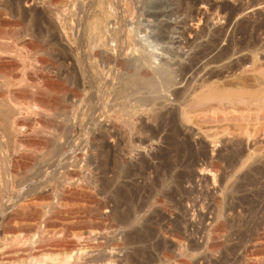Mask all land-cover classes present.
Returning <instances> with one entry per match:
<instances>
[{"label":"rangeland","instance_id":"rangeland-1","mask_svg":"<svg viewBox=\"0 0 264 264\" xmlns=\"http://www.w3.org/2000/svg\"><path fill=\"white\" fill-rule=\"evenodd\" d=\"M147 12H160L161 16L150 17ZM166 23L171 25V29L165 33V39L158 40L155 36L159 35V27ZM263 24L264 0H0V53L5 57L0 64L4 70L2 77L22 76L24 64L21 62L25 58H31L32 62H36H33L35 70L38 69L36 84L40 85L38 88H43L41 91L47 90L43 91L44 98L47 97L51 102L57 101L60 106H67L69 91H77L78 96H81L78 97L79 103L80 100L83 101V107L96 108L94 94L103 77L99 72L106 73V69L100 66L92 52L95 46L92 38L101 35L100 33L107 35V28L119 29L122 33L125 29L132 31L138 51L153 54V65L170 61L174 63L173 68L177 69L179 65L188 63L191 54L207 48L206 59H202L195 67L202 69L201 73L194 74L195 69L190 71L185 75L184 82H179V74L175 76L176 82L170 91L183 89L187 80L195 75L182 105L175 102L168 93L165 94L168 100H161L165 113L178 105V108L182 106L191 110L188 121L178 117L174 124L165 125L159 134L152 136L150 128L157 123L143 115L140 119L142 122H139L143 129L128 139L130 146L126 147L127 142L124 141V147H115L116 140L110 137L111 139H105V146L100 150L93 146V142L87 143L97 125H92L89 135L83 125L85 122L80 120L84 118L87 121V118L79 108L80 115H74L76 120L73 121L72 117L69 120V124L76 125L72 135L60 138L61 141H54L56 138L53 139L52 132L48 136L40 134L34 138L38 142L36 147L24 145L26 149L37 150L36 158L31 162L22 159L20 167L15 170L11 167L13 147L10 148L11 152L8 150L7 153L11 156L4 155L5 163L0 164V171L9 168L15 178L18 177L17 180L30 176L29 174L33 175V179L19 193L16 188L7 189L2 202L3 209L9 210L17 201L18 195H25L28 191L32 195L30 193L26 199L25 212L10 223L7 219H2L0 213V264H44L41 259L46 254L43 251L34 254L33 251L24 250L19 244L24 237H39L43 229L52 237L47 242L48 247L46 246L48 252L53 251L52 254L60 252L54 241L58 238L77 242L78 249L74 250V254L79 251V254L98 257L110 248L122 264H157L164 249L170 250L174 255H182L186 259L185 264H264V233L259 235L254 244H249L246 248L242 245L237 250H232L239 242V234L245 233L246 237L250 235L247 228L252 225L253 220H263L259 230L264 232ZM27 26L31 28L28 31ZM26 39L34 41L36 48L23 46L22 41ZM13 57L14 63L10 62ZM208 61L211 63L202 67ZM209 72L213 74L210 75ZM42 73L51 75L49 82L40 78ZM61 83L66 84L67 89L58 92ZM38 97L40 99L42 95L38 94ZM90 98L93 105H89ZM206 103L210 105L205 109ZM106 119L107 117L100 118V125H108ZM186 138L190 141L191 155L193 151L194 153L191 156L190 152L177 151L179 158L174 145H180ZM128 147L131 148L127 151ZM116 148L122 151L118 154ZM75 160L77 164L74 163ZM70 163L74 164L71 166ZM46 166L50 167L47 168L48 172ZM116 166L122 170L120 176H115ZM126 167H131L133 171L137 168L140 173L135 170L132 176L126 177ZM61 169L71 170V178L67 179ZM80 173L81 176L78 175ZM176 182H180V186ZM130 183H136L140 188L135 197L138 199L134 198V201L141 202L142 211L134 213L135 218L131 215L128 224L117 225L115 215L122 213L125 208L121 206L118 210L114 207V195L118 187H125ZM149 185L156 187L160 193V189H175L176 193L171 194L172 198L168 196V201L180 199V208L177 210L173 207L170 213L163 210L161 212V207L157 204L146 202L144 205V200L151 201L149 191L145 189ZM212 197L220 200L218 208ZM210 204L215 206L212 208ZM58 209L61 210L60 214H55ZM179 211L187 221L185 228L189 238V243L185 241L184 244H187L180 248L176 239L164 236L159 231L163 221L172 219ZM144 225H151L150 229L153 231L146 240L126 243L121 248L114 246L116 239L119 241L123 238L122 241L128 242L127 239L137 235V229L139 233H145V229H149ZM162 237L167 241L164 247L158 246L156 242ZM221 256H226V259Z\"/></svg>","mask_w":264,"mask_h":264},{"label":"bare ground","instance_id":"bare-ground-1","mask_svg":"<svg viewBox=\"0 0 264 264\" xmlns=\"http://www.w3.org/2000/svg\"><path fill=\"white\" fill-rule=\"evenodd\" d=\"M12 6H14V5H12ZM162 13H163V11H162ZM159 15L161 16L160 12H150V13H148V16H150V17L152 16L154 18H157ZM31 27H33V26H31ZM159 28H161V29H159L160 30L159 31V35L158 36L156 35L155 37H157L158 40L159 39H165L164 38L166 36L165 33L171 29V25L166 23V24H162V27H159ZM30 29L31 28L29 26L26 27L27 31L30 30ZM106 30H107V33H106L107 35L100 33L101 35H99V36H94L93 37L91 35L93 38L90 37V39L92 38V43L95 44V46L93 47L94 50L92 52H94L93 54H95L96 58L98 59L100 66L102 68L104 67V69H106V71H105L106 73H103V72L100 73L99 72V74L102 75L103 77L101 76L102 77L101 82H99L100 80L98 81L100 84L99 83L97 84L98 85L97 88H96L97 90L95 91L96 93L94 94L95 98L93 97L95 99V101H96L95 102L96 103V108H94V109L92 107H87V106L83 107L82 106L83 105V101H81V100H80V103H79L78 97L81 98V96H78V93H76L77 91H75V92L74 91L73 92L69 91L70 96L68 97L69 99L67 98L68 99L67 106H66V104H65V106H62L63 104L60 106L59 102H57V101L56 102H51V101L47 100V97L44 98L45 92H47V90L44 88L46 91L45 90L41 91V89H43V88L42 87H41V89L38 88L40 86V85L38 86V84H36V83H38V81H37V77H38V72L37 71H38V69L35 70V65L33 63L35 61L32 62L31 58H28L27 60H25L26 59L25 58L24 60H22L23 62H21V63L24 64V66H23L24 68L21 71V73H23V75L20 76V77H18V75L17 76H12L13 75L12 73H10L12 77H9V78L2 77V76H4V74L2 75V73H4V70H3V68L1 69V66H0V164L4 165V163H5L4 162V158L11 156V155H9V153H7V152L10 151L11 147H13L12 150H13L14 155H13L12 161H11L12 164L11 163L10 164H11V167L14 168L15 170H17L18 167H20L19 166L20 165L19 162H21L20 160L24 159V161L27 160L29 162L34 160V158H36L35 157L36 156L35 151H37V150H35V148L34 149H26V147L24 145H26V146L28 145L29 147L30 146L36 147L38 142H35V139L40 134L44 135V136H46V135L48 136V134H50L52 132L51 135L54 134L53 139L56 138L54 141H58L57 139L60 140V138H62V137L65 138V137H69V135H72V133H74V131L76 130V125L75 124H69L70 123L69 120L70 119L72 120V118H73V121L76 120V117L74 119V115L75 116H79L80 114H78V112H79L78 110H80V109L83 112L84 116H86V118H87L86 119L87 121H85L84 118H82L80 120H82L81 121L82 123H83V121L85 122V124L83 123V125L85 126V130L88 132L89 135L91 133L92 125H97L96 130L91 133V136L89 137V142H87V143L93 142L94 143L93 146H96V149H100V150L102 148H104V146H105V139L106 138H110V137L113 138L114 140H116V142H115L116 146L115 147H118V148L124 147L125 143L122 144L124 141L127 142L128 139L130 137H132V135L135 132L139 133V131H141V129H143L141 126H139V122L141 121L140 119L143 118V115L145 117H147L149 120H152L153 123L154 122L157 123L156 126H153V127L150 128L152 136H156L157 134H159L163 130L165 125L174 124L178 117H180V118L182 117V119L185 120V121H188L190 119V117H191L190 113L192 111L188 110V109H185V107H182V106H181V108L180 107L178 108L179 105L177 106V108L173 107L172 109L167 111V113L163 112L162 109H163V107L165 108V106H163V102H161V100L162 101L168 100V96L165 95V94L168 93L169 96H173V100L175 102H177L178 104L182 105V103H183L182 100L184 99L185 94H187L186 93L187 88L190 86V83L193 80V77L195 75L192 76L191 80H187L186 85H185V87L183 89L170 91V88L173 87V85H175V82H176L175 81V76L177 74H179L180 77H181L179 82H184L185 75L187 73H189L190 71L194 70L195 67L202 61V59H204L206 57L205 50L207 48L204 49V50L200 49L196 53L194 52V54H191L190 58L188 59V63L187 64H183L182 66L179 65V67L177 69H175V68H173L174 63H172L170 61H164V62H161V64L159 63L158 65H153V60H154L153 59L154 58L153 54L147 53V52H146L147 54H143L144 51L143 52H139L138 51L139 48L137 49L138 46L136 45V41H135L136 38L134 39V37H133L134 35L131 33L132 31H129V30L125 29L124 32L122 33V31L120 32L119 29H108L107 28ZM26 32H25V34H26ZM247 32H249V31H247ZM104 35L106 36V38L104 37ZM102 36H103L104 39L102 38ZM22 42L21 43L24 44L23 46H26V48L30 47V49L33 48L35 46V44H36L34 41L29 40V39H26V40H24ZM214 42H216V41H214ZM11 45H13V44H11ZM14 48L15 47H13V49ZM35 48H36V46H35ZM189 49H191V48H189ZM210 49H212V48H210ZM30 52H32V51H30ZM18 55H20V54H18ZM15 57L11 58L10 62L14 63V61H15L14 58ZM4 58H3V54L0 53V64H2ZM94 58L95 57H93V59ZM220 58H222V57L220 56ZM40 60H42V59H39V61ZM207 60H209V59H207ZM98 61L96 60V62H98ZM96 62H95V64H96ZM60 63H62V62H60ZM210 63L211 62H209V61L206 62V63L202 64L203 65L202 67H206ZM102 68H101V70H104ZM201 70L200 69H195L194 74H195V72L199 73ZM211 73L212 72H209L210 75H211ZM50 76L42 73L40 78L42 77V78L46 79V81L48 80V82H49ZM101 77H99V78H101ZM189 78H191V77H189ZM65 86H67V85L66 84H62L61 86H59L57 91L58 92H63V90L65 88L67 89V87H65ZM43 91H45V92H43ZM69 93L67 95H69ZM38 94L42 95V97H40V99L38 97ZM55 98H56V96H55ZM60 98H57V99L59 100ZM170 98L171 97H169V99ZM82 100H83V97H82ZM89 100H90L89 101L90 104L88 102H86V103L91 105L92 104L91 98ZM209 105L210 104L208 103L204 108L206 109L207 107H209ZM80 106H82V107H80ZM196 110H198V109H196ZM84 116H82V117H84ZM103 117H107L106 120L108 122V125H104V124L100 125V122H101L100 118L103 119ZM217 117H219V116L217 115ZM224 117H225V115H224ZM77 119H79V118L77 117ZM149 120H147V121H149ZM37 124H39V125L37 126ZM40 124H41V126H40ZM172 127H174V125L171 126V129H172ZM149 132H150V130H149ZM206 134L208 135V132ZM1 136H3V137L1 138ZM189 142L190 141H188V138H186L185 141L181 142L180 145L179 144L178 145L176 144L177 146L174 145L175 149L174 148L173 149H174V151L176 150L175 151L176 152V156L178 155L177 151L179 153L180 152H182V153L183 152L184 153L185 152H190L191 148H190ZM127 145H128V142L126 143L125 146L127 147ZM130 145H131V143H130ZM130 145H128V146H130ZM29 147H27V148H29ZM130 148L128 147V149L126 148V150L128 151ZM123 150L126 151L124 148H123ZM119 151H122V150H119ZM119 151H118V149L116 150L117 153ZM193 153H194V151H193ZM193 153H192V155H193ZM5 154L7 155L6 157H4ZM189 154L191 155V152ZM190 155H188V156H190ZM41 156H43V154ZM179 158H180V156H179ZM189 158L190 157H188V159ZM48 160H51V158H49ZM80 160H81V158H80ZM189 160H191V159H189ZM38 161L40 162V159ZM45 161H44V163H46ZM69 161H70V159H69ZM75 162H76V160L74 161V163ZM44 163H43V165H44ZM71 163H70V165H71ZM76 164H77V162H76ZM143 164H144V162H143ZM170 165H171V163H170ZM170 165H169V167L171 168ZM62 166H60V167L62 168ZM66 167H67V165H66ZM47 168H50V167L46 166V172H48ZM138 168H140V166ZM145 168H146V166L144 167V169ZM3 169H4V167H3ZM8 169L0 171V213H2V215H1L2 219H7L9 221V223H10V221H13L15 218L17 219L18 216H20L21 214H23L25 212V210L27 208L26 199L28 198V196L30 195L31 192L28 191V192H26L25 195H22V194H21V196L18 195L19 198L17 197V201H15L13 206H10L9 210L3 209L2 202H4L3 201L4 193L9 188H11V189L16 188V192H17V189H18V193H19V191H21V189L24 187V185H26L27 182H29V180H31L33 175L29 174L30 176L26 175L28 177L25 176V178H21V179L17 180L18 177L15 178L14 173L11 172V170L9 171ZM119 169L120 168H118L116 166V168H115V176H120V174H122L121 173L122 170H119ZM134 169H135V167H134ZM144 169H142V170L144 171ZM210 169L212 170V168H210ZM80 170H81V168H80ZM135 170H136V172L139 171V170L137 171V168ZM135 170L134 171L131 170V167L129 169L127 168V170L124 171L127 174L126 177L127 176L130 177V175L132 176V172H135ZM32 171H33V169H32ZM61 171H62V174L67 179L71 178V173H72V172L70 173L71 170H68V169L67 170H65V169L62 170L61 169ZM140 171H141V168H140ZM140 171H139V173H140ZM77 172H79V171H77ZM77 172H75V173L77 174ZM81 172H82V170H81ZM124 172H123V174H124ZM78 175L81 176V173L78 174ZM45 176H47V175H45ZM180 177H182V175ZM180 177H179V179H180ZM183 178L185 179V177H183ZM176 179H177V177H176ZM176 183L179 184V186H180V182L179 183L176 182ZM176 183H174V184H176ZM155 184H154V186H155ZM155 188L156 187H153V185H149V186L145 187L147 192L149 191V194L148 193L147 194L150 197L152 202L151 201L148 202L147 200L143 199L144 201L142 203H144V205H145L146 202L150 203L151 205L157 204V205H159L161 207V212L163 210L165 212H170V213L172 212V208L173 207L176 208L177 210L180 208L179 207V205L181 204V200L180 199H177L175 201L171 200L172 203L168 201L169 200L168 196L172 198L171 194L176 193L175 189H172L171 191H167V190L163 191L162 189H160V191H161V193H160ZM139 189L140 188H139L138 184L136 185V183H130L128 185H125V187H118V189H117V191L115 193L116 195H114L115 196V201L114 200L113 201L116 204L114 207L117 208L118 210H120L119 208L122 206L125 209H124V211L122 209L123 212L120 211L122 213H118L117 212L118 214L115 215V217H117V221H116L115 224H117V225L118 224H124V223L128 224L127 222H130L131 219L129 220V217L131 215H133V216H131L132 218H135L134 213L138 214L137 213L138 211H140V210L142 211L141 202L137 203L136 201H134V198L137 196L136 194H137V192H139ZM7 192H8V190H7ZM9 193H10V191H9ZM7 195H8V193H7ZM31 195H32V193H31ZM9 199H7V200H9ZM105 203H104V206H105ZM213 203H215L216 207L218 208V205L220 204V200L217 199V198H213ZM102 205L103 204H101V207H103ZM144 205H143V207H144ZM151 205H149V206L151 207ZM213 205H211L212 208H213ZM28 207H30V206H28ZM54 207L57 209L56 206H54ZM147 207H145V208H147ZM55 208H54V211H55ZM214 209H216V208H214ZM118 210H116V211H118ZM60 211L61 210L58 209V211H56L55 214L59 213ZM52 212H53V210H52ZM175 212H177V211H174V213ZM38 213L41 214L40 211ZM174 213H172V214H174ZM220 213L221 212H218V214H220ZM202 215H204V214H202ZM170 216H171V214H170ZM184 217L182 216V214L179 211L178 213H176L174 215V217L172 219H170V220L168 219V220L163 221L164 223L161 224L160 227H159L160 228L159 231H161L164 236H169L171 238L176 239V241H177L176 243L179 246V248L184 246V245H186L187 243L184 244V242L185 241L187 242L188 241L187 239H189L188 238V234L186 232V228H185V223L187 221L184 219ZM139 219H140V217H139ZM131 222H135V221H131ZM144 223H145V221H144ZM262 223H263V220L262 221H258V219L257 220L256 219L253 220L252 225L249 228H247V231H248V233H250V235L247 234L248 236L246 237V235H244L245 233L242 234L240 232L241 234H239V235H241V236H240V239H238L239 242L236 241L237 244H235V246H233L232 250H234V249H236V248H238L239 246H242V245H243V247L246 248L249 244H252L253 242L255 243V240L258 239L259 235H262V233H264V232H260V230H259L260 225ZM141 224H142V222H141ZM129 226H130V224H129ZM144 226L146 227V225H144ZM155 226H157V225H155ZM150 227H151V225H150ZM150 227L149 226L146 227L149 230L145 229V231H146L145 233H139V231L137 229V232H138V233H136L137 235L127 239L128 242L126 240L122 241L123 238L120 239L119 241H117V239L114 240L115 241V242H113L114 246L116 245L117 248H121L126 243L129 244V243H133V242H135L137 240H146L149 236H151L153 234L152 233L153 231H152V229H150ZM244 228H246V227H244ZM141 229H143V228H141ZM40 233H41V235L39 237H37V238L35 237V235H31V236L24 237V238L22 237L23 239L22 240L20 239V241H19L20 243L19 244L24 247V250L33 251L34 254L37 253L38 251H43L44 252L43 254H46L45 255L46 257H43L41 259L42 263H44V264H50V263H53V262H55V264H122L121 261L116 259L115 255L113 253V250L110 249V248L104 254L102 253L103 254V255L101 254L102 256L100 255L98 257L93 256V255L92 256H88V255L86 256V254H79L78 253L79 251L74 254V250L78 249L77 248L78 243L75 242V241H66L64 239H58V238L56 240H54V241H55L56 245L59 247L60 252L57 253V254H52L53 251L50 253V251L48 252V249H46V246L48 244L47 242L50 241L49 239H51L52 237H49V235L46 233V229H43ZM126 234H128V233H126ZM130 234H132V232ZM156 242H157L158 246L160 245V247L161 246L164 247V245H166V243H167V241L164 240L163 237L161 239H159L158 241H156ZM243 242H245V243L242 244ZM17 243H18V241H17ZM100 243H102V242H100ZM100 243H99V245H101ZM188 243H189V241H188ZM7 244L9 245V243H7ZM15 245H14V247H15ZM96 245H98V244H96ZM54 247H55V245H54ZM117 248H116V250H118ZM159 250L161 251V249H159ZM114 251H115V248H114ZM225 252H226V250H225ZM190 254H192V253H190ZM221 257L226 259L225 258L226 256H221ZM161 258H160V260L157 261V264H185L186 263V259H184V257H182V255H174L168 249H164L162 251V257ZM141 263L145 264L143 262H141Z\"/></svg>","mask_w":264,"mask_h":264}]
</instances>
